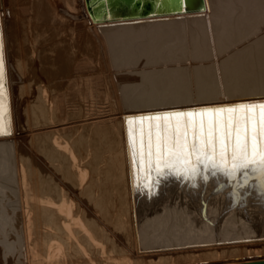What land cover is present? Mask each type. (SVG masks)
I'll return each mask as SVG.
<instances>
[{
  "label": "bare ground",
  "instance_id": "bare-ground-1",
  "mask_svg": "<svg viewBox=\"0 0 264 264\" xmlns=\"http://www.w3.org/2000/svg\"><path fill=\"white\" fill-rule=\"evenodd\" d=\"M206 3L94 23L85 0H0V264L264 261L260 181L133 182L126 121L148 113L135 109L264 94V0ZM165 32L187 54L157 51ZM213 66L221 75L191 88ZM239 240L244 250L221 246Z\"/></svg>",
  "mask_w": 264,
  "mask_h": 264
},
{
  "label": "snow or ice",
  "instance_id": "snow-or-ice-1",
  "mask_svg": "<svg viewBox=\"0 0 264 264\" xmlns=\"http://www.w3.org/2000/svg\"><path fill=\"white\" fill-rule=\"evenodd\" d=\"M133 182L151 191L161 178L264 187V99L147 113L126 121Z\"/></svg>",
  "mask_w": 264,
  "mask_h": 264
},
{
  "label": "water",
  "instance_id": "water-1",
  "mask_svg": "<svg viewBox=\"0 0 264 264\" xmlns=\"http://www.w3.org/2000/svg\"><path fill=\"white\" fill-rule=\"evenodd\" d=\"M85 4L94 23L195 14L207 8L206 0H85Z\"/></svg>",
  "mask_w": 264,
  "mask_h": 264
},
{
  "label": "rangeland",
  "instance_id": "rangeland-1",
  "mask_svg": "<svg viewBox=\"0 0 264 264\" xmlns=\"http://www.w3.org/2000/svg\"><path fill=\"white\" fill-rule=\"evenodd\" d=\"M256 2L261 4V2L263 3V0H256ZM24 6L26 7L27 5L24 4ZM7 7L9 9V11H11V12H14V10L16 8V7L12 6V5L7 6ZM20 11H21V8L19 10L20 22H22V21L25 22L26 18H27L26 14H24L23 11H22V13ZM22 29H23L22 32H21L22 38L25 39L26 35L28 34L27 27L24 25V26H22ZM31 34H34V30L33 29L31 31ZM156 36L157 37H155L153 39L152 46H154V48L157 51H159L163 47H168V46H171V45H173L175 47L177 44H179L181 42V40H180L181 34H177L175 32H170V33L169 32H165V33H162V34H159V35H156ZM133 42L134 41L132 39L127 38V39H124L123 41L119 42L117 46L121 47L122 50L123 49H128ZM180 53L181 54H187V53H185V48L175 47V49L173 51V54L179 55ZM201 53L203 54V53H210V52L204 51V52H201ZM173 54H171V56ZM219 67H221V65ZM210 70H211L210 72H208V71L206 72V71H204L202 69L197 71V73L195 75V78L193 80V83L191 85V88L192 87H196V85H203V84H207L208 85V82H212L216 76H220L221 75L219 70L216 67H214V66H213V68H210ZM178 85L184 87V85H181L180 83ZM53 95H55V93H53ZM258 99H264V94L263 93H259V94L253 95V96L241 97V98L235 99L234 101L227 100V99H222V100H220L218 102H215V103L213 102V106L230 105V104H234V103H238V102H243V101H248V100H258ZM209 106H212L211 103L210 104H204V105L181 103V104H178V105H167V106L163 105V106H159V107H155L154 106V107H150V108L135 109L133 113H134V115H136L137 113H141V112L156 113V112H165V111H172V110H185V109H193V108H201V107H209ZM215 222H217V220H215ZM249 239L250 240L251 239L252 240H257V238L256 239L255 238L254 239L253 238H249ZM239 241H237V242L236 241L235 242L234 241H230V243H229V241L227 243H225V242L223 243L221 241L220 242L222 244L221 246L229 247V246H232V245H234V246L237 245V248H238L239 246L241 247L245 243L243 241H240L241 242L240 243ZM223 244H225V245H223ZM240 247L238 249H240ZM241 249L244 250L245 248L241 247ZM175 254L177 255V253H175ZM175 254H173V255L176 258L180 254L181 255H185V254H182V253H180V254L178 253L179 255L176 256ZM2 255H3V253H2ZM2 258H4V257H2ZM184 259L187 260L189 258H183L182 260L185 261Z\"/></svg>",
  "mask_w": 264,
  "mask_h": 264
}]
</instances>
